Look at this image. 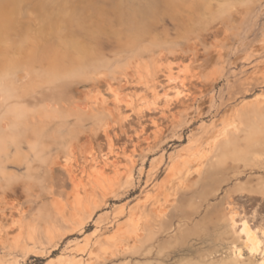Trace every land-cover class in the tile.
Listing matches in <instances>:
<instances>
[{
	"label": "rangeland",
	"instance_id": "1",
	"mask_svg": "<svg viewBox=\"0 0 264 264\" xmlns=\"http://www.w3.org/2000/svg\"><path fill=\"white\" fill-rule=\"evenodd\" d=\"M231 205L264 227V0H0V264H261Z\"/></svg>",
	"mask_w": 264,
	"mask_h": 264
},
{
	"label": "bare ground",
	"instance_id": "2",
	"mask_svg": "<svg viewBox=\"0 0 264 264\" xmlns=\"http://www.w3.org/2000/svg\"><path fill=\"white\" fill-rule=\"evenodd\" d=\"M197 169H198V167H197ZM195 170L196 169H194V172H195ZM200 173H201V171H199V172L196 171L197 176ZM188 176H190V173H188ZM183 183H177L175 186L170 187V197L172 198V199H170V212L175 210L179 206L178 202L176 200H178V199L180 200V197L182 195L180 190H181ZM230 204L231 203H229V205ZM238 209L239 208L237 206H234V205L230 206L229 211H228V223H229L231 229L236 230L238 232V234L241 235V237L243 239L244 247H245V249L247 248L249 255L254 256V254H256V251L258 250V245H260L261 241H262V240H260V238H259L260 236H258V234H260L261 237H264V227H257L254 225V223L258 219H260L262 221V217L258 214L257 211H254L250 217H245L244 214H241L242 212L241 213L238 212ZM240 211H243V209L241 208ZM238 218H241L240 221H237ZM170 221H171V219H170ZM171 223H172V221H171ZM262 226H264V224H262ZM236 252H237V256L242 255L240 249H237ZM261 264H264V256H262Z\"/></svg>",
	"mask_w": 264,
	"mask_h": 264
},
{
	"label": "flooded vegetation",
	"instance_id": "3",
	"mask_svg": "<svg viewBox=\"0 0 264 264\" xmlns=\"http://www.w3.org/2000/svg\"><path fill=\"white\" fill-rule=\"evenodd\" d=\"M252 203L251 202H247L246 203V206L248 207L247 208V210H251V208H249V206L251 205ZM259 203H257V205H258ZM254 208H258V207H254ZM259 209V208H258Z\"/></svg>",
	"mask_w": 264,
	"mask_h": 264
}]
</instances>
